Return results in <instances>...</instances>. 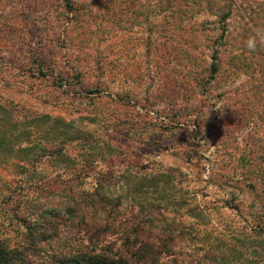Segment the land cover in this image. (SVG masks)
<instances>
[{"label": "rangeland", "instance_id": "374dc122", "mask_svg": "<svg viewBox=\"0 0 264 264\" xmlns=\"http://www.w3.org/2000/svg\"><path fill=\"white\" fill-rule=\"evenodd\" d=\"M221 12L232 14L225 25ZM215 51L220 70L212 79ZM260 89L264 0H0V116L23 107L36 144L78 128L102 139L71 146L49 181L72 182L71 170L84 160L91 166L96 155L85 172L106 179L176 169L186 197L194 193L193 204L211 208L218 232L229 220L237 226V214L252 222L264 193L244 187L239 159L264 151ZM43 115L74 121V130L51 127ZM103 141L112 146L100 155ZM56 169L67 171L58 177ZM56 196L49 206L59 207Z\"/></svg>", "mask_w": 264, "mask_h": 264}, {"label": "trees", "instance_id": "16d2710c", "mask_svg": "<svg viewBox=\"0 0 264 264\" xmlns=\"http://www.w3.org/2000/svg\"><path fill=\"white\" fill-rule=\"evenodd\" d=\"M231 15L221 12V22L225 25ZM226 32L222 27L220 39ZM212 58L215 79L218 52ZM23 110L7 107L9 117L0 116V167L7 172L0 174V264H264V205L251 215L252 222L237 214L233 219L238 227L229 220L220 233L211 221V208L193 204V192L186 197L188 184L176 169L146 171L133 181L124 173L108 180L104 174L85 172L95 167L96 155L91 166L84 160L82 168L71 170L72 182L49 181L53 175L48 171L62 165L61 158L72 156L71 146L99 144L102 139L78 128L76 135L59 142L36 144L35 130L29 128L30 118ZM42 118L51 127L62 123L66 130L73 129L74 121ZM196 130L188 131L192 143H197ZM96 146L101 155L112 144L103 141ZM5 147H10L6 159ZM253 152L256 155L239 159L241 181L250 192L264 193V151ZM45 162L50 167H44ZM62 173L58 171V177ZM33 176L41 179L31 182ZM178 186L184 191L176 190ZM56 195L59 207L49 206ZM231 202L225 200L222 207ZM6 222L16 230L14 238Z\"/></svg>", "mask_w": 264, "mask_h": 264}]
</instances>
